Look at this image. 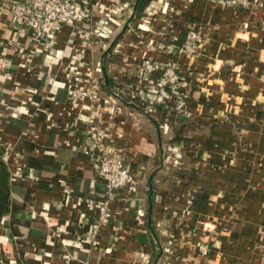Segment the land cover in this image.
<instances>
[{"label": "crops", "instance_id": "obj_1", "mask_svg": "<svg viewBox=\"0 0 264 264\" xmlns=\"http://www.w3.org/2000/svg\"><path fill=\"white\" fill-rule=\"evenodd\" d=\"M177 19V43L188 27L205 38L195 60L178 57L188 85L185 115L144 113L124 100L140 102L122 92L135 78L130 58L121 59L135 56L133 35H120L116 54L104 55L91 40V61L102 63L114 85L103 81L102 96L119 92L125 112L113 121L104 115L103 123L118 129L114 139L140 182L135 193H117L111 222L97 230L96 202L106 189L83 153L84 126L74 123L80 110L69 114L62 86L84 37L64 27L57 49L73 47L62 59L34 57V75L19 65L9 18L0 15V152L10 187L0 221L2 264H161L166 247L174 264H264V5L218 10L196 0ZM169 147L180 153L179 171L166 159ZM196 243L208 246L205 257Z\"/></svg>", "mask_w": 264, "mask_h": 264}, {"label": "built area", "instance_id": "obj_2", "mask_svg": "<svg viewBox=\"0 0 264 264\" xmlns=\"http://www.w3.org/2000/svg\"><path fill=\"white\" fill-rule=\"evenodd\" d=\"M130 1L4 0L0 3V15L9 18L8 28L14 36L9 39V44L15 48L13 53L20 59L19 65L26 68L28 73L39 74L38 68L34 70L32 61L37 55H52L62 59L64 51L73 47L70 42L62 51L57 49L60 46L58 36L64 27L72 29V36L84 37L82 45L85 44V49H74L62 86L70 103L69 114L80 110L74 123L75 127L79 122L84 126L86 146L83 153L89 157L96 177L103 182L106 189L105 198L96 202L97 230L111 222V204L117 193H135L140 183L138 176L131 171L125 148L114 139L118 129L112 132L103 123L104 115L113 121L116 116L125 114L121 94L112 92L107 97L102 96V63H94L90 58L91 40L99 42L106 50L115 41L118 31L122 30L132 12L129 11L125 20V11ZM195 1L151 0L142 10L136 28L130 25L131 20L125 29L134 37L128 43L135 56L123 54L121 59L127 63L130 58L135 66V78L125 82L122 92L129 93L132 98L137 97L142 104H146L144 113L154 114V106L157 105L180 115L186 114L188 85L180 74L178 57L185 55L188 60H195L199 57L205 38L198 28L188 27L184 40L177 43L175 29L176 19L179 21L182 11ZM204 1L218 10L251 11L264 5V0ZM176 16L178 17L174 18ZM153 24L160 28L151 29ZM21 40L32 43V49L27 51L26 48L29 47L26 43H21ZM121 48L117 41L111 47L114 54L121 53ZM83 111L86 113L83 114ZM160 127L164 131L168 129L166 124ZM167 152L166 159L177 165L181 158L178 149L169 147ZM195 247L200 256L205 257L208 254V246L203 243H196ZM163 253L161 264H174L172 250L166 247Z\"/></svg>", "mask_w": 264, "mask_h": 264}, {"label": "trees", "instance_id": "obj_3", "mask_svg": "<svg viewBox=\"0 0 264 264\" xmlns=\"http://www.w3.org/2000/svg\"><path fill=\"white\" fill-rule=\"evenodd\" d=\"M151 0H139L138 2V6H137V15L138 16L143 8L148 5V3L150 2ZM106 84L109 86V88H113V84H112V81L111 79L106 76ZM104 82V83H105ZM103 91L104 92H107L108 91L105 89V87L103 86ZM124 99V98H123ZM125 101H132L134 102L139 109H141L142 111H144L146 109V104H142L140 103L139 101H136V100H133L131 98H127V99H124ZM163 108L160 107V106H154V111H163L162 110ZM177 141V140H175ZM179 141V140H178ZM168 154V152H166V155ZM172 167H174L173 169L174 170H177L179 171L180 170V162L177 164V165H173L171 164ZM133 174H136L135 172H133ZM9 193H10V187H9V172H8V169L2 159V152H0V221L2 219V217L8 212V209H9V205H10V200H9ZM0 264H2L0 262Z\"/></svg>", "mask_w": 264, "mask_h": 264}, {"label": "water", "instance_id": "obj_4", "mask_svg": "<svg viewBox=\"0 0 264 264\" xmlns=\"http://www.w3.org/2000/svg\"><path fill=\"white\" fill-rule=\"evenodd\" d=\"M138 2H139V0H136V2H135V4H134V7H133V9H132V12H131V14H130V16H129V18L126 20V22H125V24L123 25V28H122V30H121V33L117 35L115 41H117V39H118V38L120 37V35L123 33V30L127 27V25L129 24V22H130L131 20H133V18L136 16ZM115 41H114L112 44H110L109 48L106 50V52L104 53V55H106V54L109 52V50L111 49V47L113 46V44L115 43ZM102 75H103V79H104V82H105V81H106V77H105V70H104L103 66H102ZM129 106L134 107L133 104H129Z\"/></svg>", "mask_w": 264, "mask_h": 264}, {"label": "rangeland", "instance_id": "obj_5", "mask_svg": "<svg viewBox=\"0 0 264 264\" xmlns=\"http://www.w3.org/2000/svg\"><path fill=\"white\" fill-rule=\"evenodd\" d=\"M135 2H136V0H131V1L129 2V6H128L127 10L125 11V15H124V19H125V20H126V17H128V13H129V11H132ZM146 6H147V5H146ZM146 6H145V7H146ZM145 7L143 8V10L145 9ZM136 15H137V14H136ZM121 29H122V28H121ZM125 29H126V28H125ZM125 29L123 30V32L125 31ZM118 32H119V34L121 33V31H118Z\"/></svg>", "mask_w": 264, "mask_h": 264}]
</instances>
